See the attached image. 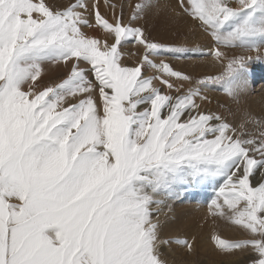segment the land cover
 I'll return each mask as SVG.
<instances>
[{
	"label": "snow or ice",
	"instance_id": "6c2138e0",
	"mask_svg": "<svg viewBox=\"0 0 264 264\" xmlns=\"http://www.w3.org/2000/svg\"><path fill=\"white\" fill-rule=\"evenodd\" d=\"M110 7L0 0V264H169L164 246L195 243L163 235L161 206L220 181L207 216L246 236L213 231L212 244L264 264V118L234 125L202 107L210 88L239 104L264 65V0H139L128 20ZM149 12L162 26L186 17L210 46L150 37L135 24ZM193 57L218 72L171 62ZM45 65L70 70L42 84Z\"/></svg>",
	"mask_w": 264,
	"mask_h": 264
},
{
	"label": "rangeland",
	"instance_id": "374dc122",
	"mask_svg": "<svg viewBox=\"0 0 264 264\" xmlns=\"http://www.w3.org/2000/svg\"><path fill=\"white\" fill-rule=\"evenodd\" d=\"M117 1L119 0H108L109 6L106 7L105 0H97L100 5L101 13L106 14L107 18L109 19L112 18L113 13L110 5H117ZM120 1H123L124 5L122 9L123 18L125 20H128L131 16L132 4H134L135 0ZM171 1L175 2V0ZM48 2L56 5H63L68 3L69 0H48ZM88 2L91 3L92 0H88ZM157 2V0H153V3ZM117 9V12L121 11V9ZM154 23L155 20L153 19L151 12L147 13L143 17V19H138L135 22V24L137 25H143L150 37H153L161 42L181 43L190 47H196L199 45L206 48L210 46L208 39L198 28L189 30L188 25H191L192 22L187 18L184 23L181 22L180 24L178 23L173 26L168 25L165 28H156ZM181 28H183V31L180 30ZM84 30L91 31L87 28H85ZM92 34H95L99 38L103 39V35L100 32H95ZM138 51L139 49L134 47L131 42L121 46V52L124 54L123 59L129 65H131L135 60L138 59L136 55H133V53H136ZM193 59L197 61L196 65H192L191 62H177L174 60L171 62L173 64V67L177 69L192 68L193 72L195 73L212 75H215L217 73V71L213 67L207 66L205 62H201L199 57H193ZM204 66H207V68H203ZM261 67H264V65H261L260 68ZM68 70H70V68L65 69L63 66H61L60 69H53L51 66L45 65V75L43 76V80L41 81V83L47 84L56 81L62 78V76L66 74V71ZM250 86L251 87L249 88V90L245 94H243L242 102L243 104H246L248 101H250V103L248 102L247 105V108L249 109L247 111L258 117L264 118V79L261 78L257 84L255 82H252ZM211 91L214 93L213 95H209ZM207 94L211 99V103L215 101L216 103L218 102V109L225 115L226 118L228 117V120L232 116L231 114H233L234 111L238 110L234 109V106L231 102H229V100V103H227L226 100H221L222 97L220 95H222L223 92L220 89L210 88L208 89ZM205 104H203L202 107L205 108ZM221 104L224 105L223 108L220 107ZM239 115L240 121H238L240 123L243 119V116L241 113H239ZM247 128L249 130H252L253 125L249 124L247 125ZM259 179L260 175L259 173H257L256 176L252 178V183L256 184ZM221 183H223V181ZM219 184L220 182L215 186H209L207 189L203 190H189L179 200H168L164 205L161 206L159 219L165 225L163 235H176L181 239H183L182 237L187 239L194 238V241L199 245L201 241H199V238L202 233L205 232L208 234V238L207 236L205 238L208 243L204 246H199L198 248L196 247L197 250L195 249L192 253L186 252L179 245L173 244L170 248L168 246H164L162 248V251L164 253V258L169 261V264H250L253 254L248 251H236L232 255H228V257L220 259H212L211 257H209L212 252H220L214 247L211 242L210 238L213 231L218 232L226 239H239L246 236V233H244L240 228L231 225L226 220L220 219L218 217L207 216V203L215 195L214 188H218ZM189 231L190 233L188 234ZM228 235H234L235 237H229Z\"/></svg>",
	"mask_w": 264,
	"mask_h": 264
},
{
	"label": "bare ground",
	"instance_id": "6f19581e",
	"mask_svg": "<svg viewBox=\"0 0 264 264\" xmlns=\"http://www.w3.org/2000/svg\"><path fill=\"white\" fill-rule=\"evenodd\" d=\"M158 2H160V3H163L164 2V0H157ZM139 2V0H135V2H134V4H132V6L133 5H135L136 3H138ZM171 3H173V4H175V2H173V1H171ZM117 5H118V9L117 10H120L121 9V7H122V9H123V7H124V5H123V1H117ZM186 20V18H181V19H179V20H176V21H174L173 23H170L169 25H171V26H173V25H176V24H180L181 22L182 23H184V21ZM155 26H156V28H165V27H167V26H162L160 23H159V21H156L155 20ZM180 30H182L183 31V28H181ZM163 38V37H162ZM234 52H235V54H239L240 53V50H234ZM232 54V53H231ZM207 60H208V62H206V65L207 66H211V67H213L217 72H218V70H219V68H218V66H215L211 61H210V59L209 58H206ZM207 66H204L203 68H207ZM261 68H264V67H261ZM261 68H258V70L256 71V73H255V77H254V81L253 82H255L256 84L259 82V80L261 79V77H264V71H261L260 69ZM183 69H185L186 71H189V72H193V70H192V68H183ZM252 83H250V85H251ZM249 85V88L251 87ZM261 86H263V85H261ZM246 93V92H245ZM245 93H243V94H245ZM214 93L211 91V93L209 94V95H213ZM243 94H241V96H240V103L239 104H236L234 101H231V100H229V99H227L226 97H225V95L224 94H222V95H220L221 97H222V99L221 100H226L227 101V103H229V102H231L232 103V105L234 106V109H238V110H236V111H232L233 112V114H231L232 116L230 117V119H229V121L230 122H232L233 124H235V125H237V124H239V121H240V115H239V113H243L245 110H249L248 108H247V105H248V102L250 103V101H248L246 104H243V102H242V100H243ZM228 100H229V102H228ZM218 103V102H217ZM217 103H216V101L215 102H212V103H210V104H205V110H211V111H219V112H221L219 109H218V105H217ZM261 106V105H260ZM220 108V107H219ZM228 118V117H227ZM242 118V117H241ZM239 120V121H238ZM222 181H220V183H221ZM190 233V231L188 232V234ZM192 233V232H191ZM201 235V234H200ZM208 234L207 233H202V235L200 236V238H199V241H200V243H199V245L194 241V243H195V249L197 250V248L200 246H204V245H206L208 242L206 241V236H207ZM191 236V235H190ZM229 237H235L234 235H228ZM182 238H184V237H182ZM207 238H208V236H207ZM190 239H192V238H190ZM197 241V240H196ZM197 247V248H196ZM203 250V249H202ZM201 250V251H202ZM209 257H211L212 259H220V258H224V257H228V255H225L224 253H220V252H212L211 253V255L209 256Z\"/></svg>",
	"mask_w": 264,
	"mask_h": 264
}]
</instances>
